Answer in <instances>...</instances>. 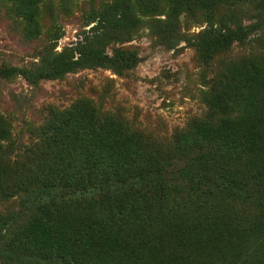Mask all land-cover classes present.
Masks as SVG:
<instances>
[{"label":"trees","instance_id":"16d2710c","mask_svg":"<svg viewBox=\"0 0 264 264\" xmlns=\"http://www.w3.org/2000/svg\"><path fill=\"white\" fill-rule=\"evenodd\" d=\"M41 1L10 0L30 37L40 33ZM251 1L112 0L86 15L90 27L75 45L47 55L41 68L5 66L0 76L59 79L86 67L127 74L142 57L123 46L109 54L107 47L129 41L145 17L159 16L169 40L183 18L204 17L211 27L180 38L210 64L254 31L233 11ZM230 64L219 87L204 96L209 117L178 131L174 148L136 141L86 99L55 111L41 128L38 148L54 151L57 169L12 185L15 194L35 186L36 205L7 238L2 264H264V52ZM222 111L228 115L217 120ZM11 140V124L0 114V164ZM71 144L81 157L66 164ZM10 193L0 184V201ZM231 201L255 214L246 227L227 221L222 207ZM224 226L233 241L224 240ZM194 254L206 257L191 260Z\"/></svg>","mask_w":264,"mask_h":264},{"label":"rangeland","instance_id":"374dc122","mask_svg":"<svg viewBox=\"0 0 264 264\" xmlns=\"http://www.w3.org/2000/svg\"><path fill=\"white\" fill-rule=\"evenodd\" d=\"M110 1L42 0L40 33L30 37L26 19L13 11L10 0H0V68L17 66L36 70L42 67L47 55L75 45L90 27L85 26L86 15ZM233 9L236 17L245 25H252L254 31L246 42L236 43L210 64L200 62L190 41L180 38L194 36L211 27L204 17L183 18L175 30H171L176 35L169 40L170 29L165 27V16H159L145 17L139 31L129 41L107 47L109 54L123 46L136 50L142 57L139 65L127 74L86 67L59 79H36L34 75L22 73L0 76V114L10 122L12 130L9 157L0 164V184L4 191L11 192L9 198L0 201V220L3 221L0 264L9 257L4 251L7 238L23 224L36 205L32 192L35 186L15 194L12 185L32 173L44 176L57 169L54 151L49 153L38 148L42 141L41 128L51 115L68 109L77 100L86 99L94 103L101 115L117 120L122 130L128 128L136 141L150 138L157 144L168 142L174 148V135L178 131L209 117L212 110L204 96L219 87L218 82L231 68L230 63L264 52V0H252ZM227 10L225 6L221 9L222 13ZM56 32L59 38H55ZM237 113L234 109L231 115ZM224 114L228 112H220L217 120ZM66 151L69 153L66 164L79 162L81 155L78 156L77 148L71 144ZM241 203L225 202L222 209L227 213V221L233 219L246 227L248 218L255 214L249 208L239 207ZM223 235L224 240L235 239L225 226ZM194 255L191 260L201 261L206 257L205 254Z\"/></svg>","mask_w":264,"mask_h":264}]
</instances>
